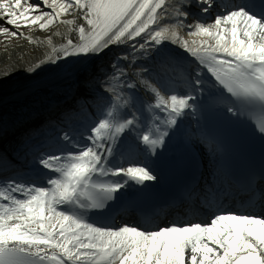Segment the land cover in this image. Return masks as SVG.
I'll use <instances>...</instances> for the list:
<instances>
[{
  "label": "snow or ice",
  "instance_id": "snow-or-ice-1",
  "mask_svg": "<svg viewBox=\"0 0 264 264\" xmlns=\"http://www.w3.org/2000/svg\"><path fill=\"white\" fill-rule=\"evenodd\" d=\"M0 35L50 49L0 110V264H264V0H0ZM173 145L210 171L161 199Z\"/></svg>",
  "mask_w": 264,
  "mask_h": 264
},
{
  "label": "bare ground",
  "instance_id": "bare-ground-1",
  "mask_svg": "<svg viewBox=\"0 0 264 264\" xmlns=\"http://www.w3.org/2000/svg\"><path fill=\"white\" fill-rule=\"evenodd\" d=\"M59 30L63 31V26H61ZM22 31H24L25 35L32 36V38L38 42L46 39L49 35L48 32H41L35 26L31 29H22ZM4 38L6 37L0 35V72L7 69L12 75L9 77L6 84L0 85V110H7L10 112L14 102L12 92L22 79L19 68L36 60L37 57L44 54L46 50L50 51V49H47L46 46L39 43L30 45L23 39H13L5 42L3 40ZM53 39L54 43L57 45L61 42L59 37H54ZM21 57H23V59H21ZM17 61H19V64H17ZM60 102L63 103V101ZM10 139L11 133L8 137H0L1 150L8 146Z\"/></svg>",
  "mask_w": 264,
  "mask_h": 264
},
{
  "label": "rangeland",
  "instance_id": "rangeland-1",
  "mask_svg": "<svg viewBox=\"0 0 264 264\" xmlns=\"http://www.w3.org/2000/svg\"><path fill=\"white\" fill-rule=\"evenodd\" d=\"M3 40L6 42L7 40H13V39L4 38ZM14 40H15V39H14Z\"/></svg>",
  "mask_w": 264,
  "mask_h": 264
}]
</instances>
